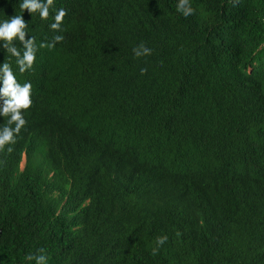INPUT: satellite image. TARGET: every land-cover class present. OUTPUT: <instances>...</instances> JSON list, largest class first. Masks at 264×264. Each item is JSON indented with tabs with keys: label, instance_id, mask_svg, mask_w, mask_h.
Masks as SVG:
<instances>
[{
	"label": "trees",
	"instance_id": "1",
	"mask_svg": "<svg viewBox=\"0 0 264 264\" xmlns=\"http://www.w3.org/2000/svg\"><path fill=\"white\" fill-rule=\"evenodd\" d=\"M177 3L55 0L65 39L21 78L33 106L0 152V264H264V0Z\"/></svg>",
	"mask_w": 264,
	"mask_h": 264
},
{
	"label": "clouds",
	"instance_id": "2",
	"mask_svg": "<svg viewBox=\"0 0 264 264\" xmlns=\"http://www.w3.org/2000/svg\"><path fill=\"white\" fill-rule=\"evenodd\" d=\"M22 14L7 16L0 19V49L6 52V59L0 63V117L4 122L0 124V152L12 153L14 146L21 137L28 121L27 112L33 106L34 91L30 79H21L25 74L34 70L38 60V53L44 48H55L62 44L65 37L63 27L68 12L63 7H56L55 0H18ZM38 14L41 20L51 21L49 30L56 33L51 41L31 34L29 22L24 18V12ZM176 11L187 18L195 14L192 0H178ZM134 55L139 57L150 56L152 49L143 42L133 48ZM147 69L142 68L141 74ZM179 236L180 233L177 232ZM169 237L162 235L156 238L152 256L159 254ZM51 253L45 248H38L37 252L28 254L25 261L28 264H50Z\"/></svg>",
	"mask_w": 264,
	"mask_h": 264
},
{
	"label": "water",
	"instance_id": "3",
	"mask_svg": "<svg viewBox=\"0 0 264 264\" xmlns=\"http://www.w3.org/2000/svg\"><path fill=\"white\" fill-rule=\"evenodd\" d=\"M1 233H2V229H0V236H1Z\"/></svg>",
	"mask_w": 264,
	"mask_h": 264
}]
</instances>
